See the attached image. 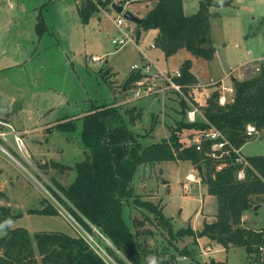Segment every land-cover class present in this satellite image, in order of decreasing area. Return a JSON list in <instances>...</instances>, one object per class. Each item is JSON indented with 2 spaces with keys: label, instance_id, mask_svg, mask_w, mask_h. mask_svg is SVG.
<instances>
[{
  "label": "rangeland",
  "instance_id": "rangeland-1",
  "mask_svg": "<svg viewBox=\"0 0 264 264\" xmlns=\"http://www.w3.org/2000/svg\"><path fill=\"white\" fill-rule=\"evenodd\" d=\"M107 1L106 7L99 5L98 14L93 13L83 23L75 0H0V119L16 129L28 148L27 156L18 153L11 131L6 139L0 138V217L4 216L3 207L9 208V215L18 214L7 224L0 222V237L13 227L26 228L31 237L34 232L61 231L83 238L107 264H130L99 228L92 225L90 231L86 230L53 195V181L68 187L76 174L69 167L84 160L88 153L81 139L82 117L95 106L120 107L124 124L141 146L167 138L171 128L179 123L205 119L203 106L193 100L197 110L194 120H190L188 110L194 106L188 104L182 111L180 96L170 89L136 99L131 98L130 89L124 92L122 86L131 64L141 60L133 44H112V37L117 35L112 18L117 13L111 4L120 3L140 16L146 0H131L132 4L126 0ZM199 1L182 0L184 14L194 13ZM214 1L218 4L210 8L215 13L209 30L215 49L212 60L195 58L185 49L168 57L154 51L159 56L157 63L165 70L175 69L180 60L196 59L195 67L200 72L194 76L198 96L207 87L209 94L215 89L209 84L211 77L205 74L221 75L219 79L226 78L224 82L228 83L231 77L241 76L246 67L257 72L259 63L249 61L264 57V0ZM41 19L45 29L39 35L36 24ZM126 24L136 39L137 24L128 20ZM140 30L138 44L146 47L157 30ZM154 54L152 51L151 55L157 57ZM206 97L203 94L200 100L203 105ZM14 101L20 104L16 111L12 107ZM131 109L133 123L123 113ZM59 122L66 126L59 128ZM249 136L251 140L245 143L242 153L264 156L263 133L254 131ZM201 137L195 129L184 128L180 132L186 145ZM52 162L65 167H54ZM202 166L200 169L204 170ZM243 173L240 172L241 178ZM199 175V168L189 159L146 163L136 169L131 180L135 196L160 209L169 219L173 233L182 228L191 230L190 234L172 237L154 213L130 198L123 203L128 227L132 232L151 231L139 234L138 243L151 251L154 261L158 254L175 256L179 262L189 261V257L179 254L180 250H188L199 261L213 258L220 264H261L264 248L259 254L249 253L243 246L223 247L210 235L199 236L204 223L214 221L217 210L216 196L207 192ZM256 205L248 209L244 225L260 230L264 227V201L252 209ZM53 206L58 215L39 212ZM33 209L35 212L30 211Z\"/></svg>",
  "mask_w": 264,
  "mask_h": 264
},
{
  "label": "trees",
  "instance_id": "trees-1",
  "mask_svg": "<svg viewBox=\"0 0 264 264\" xmlns=\"http://www.w3.org/2000/svg\"><path fill=\"white\" fill-rule=\"evenodd\" d=\"M147 1L153 5L142 16L144 21L137 24L136 36H139L140 29H157L154 44L165 57L185 49L195 57L212 60L215 49L211 45L209 30L210 18L215 13L210 8L218 4L216 1L200 0L198 9L190 15L184 14L182 0ZM108 4L107 0H81L78 6L81 22L86 23L99 5L106 7ZM44 29L45 23L41 19L36 24V32L40 35ZM263 64L261 61L259 71H253L245 79H231L234 90L231 101L220 104V92L213 90L202 107L205 120L179 123L171 128L167 138L145 146H141L124 124L120 107L95 106L91 113L82 117L81 139L88 153L84 160L69 167L76 174L68 187L53 181L56 187L53 195L86 230L90 231L91 225L99 228L130 264H220L213 258L205 261L193 259L188 250H180L179 254L189 257V261L179 262L175 256L168 258L160 254L156 256L158 260L154 261L151 251H146L137 240L139 234H151V231L132 232L123 216V203L132 198L136 205L154 213L172 237L190 234L191 230L187 228L173 233L169 219L162 211L141 201L131 188L133 174L140 165L189 159L199 168V176L207 192L217 198L215 220L204 223L199 236L210 235L223 247L238 245L243 246L246 252L259 254L260 249L264 248V228L253 230L246 227L242 215L251 206L264 201V156H246L248 164L243 165L235 160L234 149L240 150L250 139L246 132L248 125L253 126L255 131H261L264 136ZM190 67V59H185L179 66L181 77L177 81L180 84H195ZM139 77L140 73L130 72L122 86L124 92ZM179 103L181 110L185 111L188 104L183 99ZM123 113L128 114L131 123L134 122L132 109ZM56 126L64 128L66 125L59 122ZM184 128L199 130L201 134L215 129L224 139L201 137L198 142L186 145L180 138ZM220 141H224L222 147L213 149L212 145ZM52 164L54 167H65L57 162ZM242 168L244 177L240 179L237 173ZM255 199L258 201H253ZM3 209L4 216L0 217V222L7 224L18 215H9V208ZM30 211L35 212L34 209ZM39 212L59 214L54 206ZM0 264L107 263L81 237L61 231L34 232L31 237L26 228L13 227L0 237ZM261 264H264V255Z\"/></svg>",
  "mask_w": 264,
  "mask_h": 264
},
{
  "label": "built area",
  "instance_id": "built-area-1",
  "mask_svg": "<svg viewBox=\"0 0 264 264\" xmlns=\"http://www.w3.org/2000/svg\"><path fill=\"white\" fill-rule=\"evenodd\" d=\"M92 1L96 2V0H92ZM112 20H113V23H114L116 30H117V35L112 37V39H111L112 44H114L117 47H123V46L127 45L128 43L136 45V47L138 48L139 53L141 55V58L143 60V62L140 64L134 63L130 66L131 72H136V73L138 72L141 74V77H139L137 80L133 81L132 84H130V87L128 88L132 92L131 93L132 99H134V98L136 99V98H140V97H144V96H149V95L155 94L157 92H162L164 89H170L173 92L177 93L180 96V98L183 99L189 105L194 106L195 102L193 100H196L199 103V96L196 94V90H198V88H196L197 86H195V84L194 85H182V84H180L177 81L178 78L181 77V72L179 69H176L173 71L163 70V69L159 68L154 62H152L148 58L146 51L137 45V42L133 36V33L131 32L128 25L126 24V19L121 14H117L114 18H112ZM149 46L151 48H154L155 44L151 43ZM259 69H260V65H259V68H257V70L259 71ZM210 81L211 82L209 84L215 85V89L220 91L219 103L220 104L226 103L227 99L224 95V91H228L229 93L234 92L233 86H231V85L225 86L223 78H220L218 80H214L213 78H210ZM218 86H220L219 87L220 89L218 88ZM185 87L188 88L187 91L184 90ZM207 88H209V87H207ZM199 94H200V92H199ZM196 110H197V107L194 106L193 109L188 111V116L191 117L190 120H194V113ZM2 126H4V127H2ZM9 131H11L10 134L13 136L14 141H15V147H14L15 150L18 153H20L21 155L23 154V156H25L28 152V148H27L22 136L17 134L18 132L9 122H7L3 119H0V138L6 139L5 136ZM254 131L255 130H254L253 126H251V125L247 126L246 132L248 135H251ZM201 136L205 137V138H209V139H213L216 137H222L224 139L222 134L215 129L208 130L207 132L201 134ZM223 143H224V141H220L218 143H215L212 145V148H215L217 146L219 148H221ZM197 148H199V147H197ZM234 151L236 152L237 157L235 160L237 162L242 163L243 165L248 164L245 156L240 152V150L234 149ZM240 170H243V168ZM238 175H239L238 178H241L240 172ZM185 187H186V185H185Z\"/></svg>",
  "mask_w": 264,
  "mask_h": 264
},
{
  "label": "crops",
  "instance_id": "crops-1",
  "mask_svg": "<svg viewBox=\"0 0 264 264\" xmlns=\"http://www.w3.org/2000/svg\"><path fill=\"white\" fill-rule=\"evenodd\" d=\"M80 2H81V0H75V5H76V9L78 10V6H79V4H80ZM126 2L128 3V4H132V1L131 0H126ZM112 3H116V2H112ZM120 4V3H119ZM146 8H145V10L143 11V14L142 15H140L141 16V18H142V16L144 15V13L146 12V10L148 9V8H150L152 5H153V3L151 2V1H147L146 0ZM124 6V5H123ZM99 7V6H98ZM125 7V6H124ZM125 9H128V10H130V8L129 7H125ZM100 10V9H99ZM99 10H97L96 11V13L98 14V12H99ZM133 14H135L132 10H130ZM102 12H105V11H102ZM183 12L185 13V11H184V9H183ZM135 15H137V14H135ZM138 17H140L139 15H137ZM99 19V18H98ZM157 30V29H156ZM141 31H140V33H139V36H136V41H137V45L140 47V48H142V49H144L145 51H146V53H147V56H148V58L152 61V62H154L159 68H161V69H163V70H165L163 67H161L158 63H157V61L156 60H158V58H159V56H158V54L156 55V54H154V51H156V50H158V52L161 54V56H163V52L157 47V46H155L154 48H151L149 45L151 44V43H153L154 44V39H155V37L157 36V34H158V30H157V33L155 34V36L153 37V39L152 40H149V42L146 44V47H143L142 45H140V44H138V42H139V40H140V38H141ZM135 47H136V45H134ZM137 48V47H136ZM137 50H138V48H137ZM153 51V54L155 55V56H157V57H153L152 55H151V52ZM138 52H139V50H138ZM189 53V52H188ZM140 54V53H139ZM191 54V53H190ZM192 55V54H191ZM193 56V55H192ZM195 57V56H194ZM195 58H197V57H195ZM190 59L191 60V67H190V72L194 75V76H196L197 74H200V72H199V70H197V68L195 67V61H196V59ZM201 59H203V58H201ZM264 59V57L262 58H260V59H253V60H251V61H249V62H258V63H260L262 60ZM140 62H139V60H136V61H134L132 64H134V63H138V64H140V63H142L143 62V60H142V58H141V55H140ZM205 60V59H204ZM184 60H180L178 63H177V67L175 68V69H173V70H176V69H179V66L181 65V63L183 62ZM249 62H246V63H249ZM264 62V61H263ZM245 63V64H246ZM131 64V65H132ZM198 69H200V68H198ZM232 69V68H231ZM166 70H169V71H173V70H170V68H166ZM253 71H252V69L250 68V67H246L245 69H244V73L241 75V76H239V77H236L237 79H239V80H242V79H245V78H247L251 73H252ZM205 75H207V76H209V77H211V78H215V77H218L217 79H219V76L221 77V75H217V76H215V77H213V76H211L210 74H205ZM232 78H234V76L233 77H231V79ZM226 79V78H225ZM225 79H224V81H225ZM224 85L225 86H230L231 85V80L228 82V83H225L224 82ZM209 92H210V88H205L204 89V91H203V93L201 92L200 93V96H199V104L200 105H202V106H204L203 105V103H202V101H200L201 100V98H203V94H205V96H209ZM224 95H225V97H226V99H227V101H231L232 100V97L230 96V93L228 92V91H224ZM206 97V98H207ZM206 98H205V101H206ZM189 111V110H188ZM24 131V130H23ZM249 140H251V139H249ZM248 140V141H249ZM247 141V142H248ZM246 142V143H247ZM245 145V144H244ZM243 145V146H244ZM243 146L240 148V151H241V153H242V149H243ZM243 154V153H242ZM244 155V154H243ZM245 157L247 156V155H244ZM239 172H244V170H239L238 171V173H237V176H238V174H239ZM192 174H189V177L191 176ZM243 175H244V173H243ZM243 178V177H242ZM241 179V178H240ZM192 180V179H191ZM192 182H194V181H192ZM195 182H197L196 181V179H195ZM207 188V187H206ZM262 204V203H261ZM256 205V204H255ZM260 207V203H258V205H256L255 207ZM255 207H253L252 209H255ZM258 207V208H259ZM248 215H249V213H248V209L247 210H245L244 211V213H243V215H242V220H243V222H245V220H246V218H248ZM215 220V219H214ZM264 228V227H263ZM262 229V228H261Z\"/></svg>",
  "mask_w": 264,
  "mask_h": 264
},
{
  "label": "water",
  "instance_id": "water-1",
  "mask_svg": "<svg viewBox=\"0 0 264 264\" xmlns=\"http://www.w3.org/2000/svg\"><path fill=\"white\" fill-rule=\"evenodd\" d=\"M111 8L117 13L121 14L126 20L131 21L135 24H139L144 21L143 18L138 17L137 15L133 14L130 10L125 9V7L122 4L118 3H112ZM13 111H16L20 108V104L18 101H14L13 105ZM256 208V207H255Z\"/></svg>",
  "mask_w": 264,
  "mask_h": 264
},
{
  "label": "bare ground",
  "instance_id": "bare-ground-1",
  "mask_svg": "<svg viewBox=\"0 0 264 264\" xmlns=\"http://www.w3.org/2000/svg\"><path fill=\"white\" fill-rule=\"evenodd\" d=\"M193 177H189V179H192ZM193 180V179H192Z\"/></svg>",
  "mask_w": 264,
  "mask_h": 264
}]
</instances>
